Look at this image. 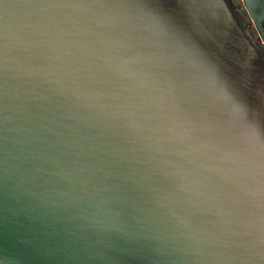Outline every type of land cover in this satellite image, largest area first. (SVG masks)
I'll use <instances>...</instances> for the list:
<instances>
[{"label":"water","instance_id":"obj_1","mask_svg":"<svg viewBox=\"0 0 264 264\" xmlns=\"http://www.w3.org/2000/svg\"><path fill=\"white\" fill-rule=\"evenodd\" d=\"M0 0V264H264V0Z\"/></svg>","mask_w":264,"mask_h":264},{"label":"snow or ice","instance_id":"obj_2","mask_svg":"<svg viewBox=\"0 0 264 264\" xmlns=\"http://www.w3.org/2000/svg\"><path fill=\"white\" fill-rule=\"evenodd\" d=\"M258 163H259L261 180L264 181V150L261 151Z\"/></svg>","mask_w":264,"mask_h":264},{"label":"rangeland","instance_id":"obj_3","mask_svg":"<svg viewBox=\"0 0 264 264\" xmlns=\"http://www.w3.org/2000/svg\"><path fill=\"white\" fill-rule=\"evenodd\" d=\"M235 1H236V2H238V3H240V4L242 3V1H241V0H235Z\"/></svg>","mask_w":264,"mask_h":264},{"label":"flooded vegetation","instance_id":"obj_4","mask_svg":"<svg viewBox=\"0 0 264 264\" xmlns=\"http://www.w3.org/2000/svg\"><path fill=\"white\" fill-rule=\"evenodd\" d=\"M236 3H238V2H236ZM239 4V3H238Z\"/></svg>","mask_w":264,"mask_h":264}]
</instances>
